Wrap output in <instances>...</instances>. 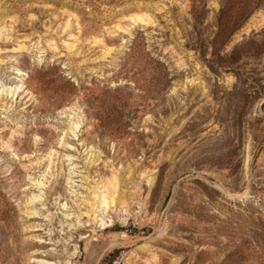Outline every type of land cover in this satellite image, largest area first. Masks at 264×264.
Masks as SVG:
<instances>
[{"label":"rangeland","instance_id":"obj_1","mask_svg":"<svg viewBox=\"0 0 264 264\" xmlns=\"http://www.w3.org/2000/svg\"><path fill=\"white\" fill-rule=\"evenodd\" d=\"M120 253L264 264V0H0V264Z\"/></svg>","mask_w":264,"mask_h":264},{"label":"bare ground","instance_id":"obj_2","mask_svg":"<svg viewBox=\"0 0 264 264\" xmlns=\"http://www.w3.org/2000/svg\"><path fill=\"white\" fill-rule=\"evenodd\" d=\"M20 72H16V74L18 75ZM21 75V74H19ZM18 89V86L16 87H11L8 90V93H11V91H16ZM79 124L78 123H71L70 127H69V131L74 134L75 131L78 129ZM62 145H66L65 141L62 140ZM114 180V179H112ZM115 182V181H114ZM35 184L37 186H43L42 182H35ZM108 185H110L111 187H114L116 185V183L113 182H108ZM104 187V186H103ZM103 187H97L95 190V193L93 195V202L91 204H89V208L90 210H88V212H90L91 214L86 213L87 216V222H90L91 224H93L96 228L100 229V230H104L107 226H106V222L104 221L105 219V215L102 213V211L100 210L99 207L104 208V210H107L109 205H113V203L115 202L114 196H109L106 190H102ZM38 197H34L33 199H36ZM125 201L121 200L119 202V205L124 206L125 205ZM87 212V211H86ZM80 221H78L79 223ZM92 225V226H93ZM116 235V234H115ZM119 238L125 239L126 235L121 233L118 235ZM110 241V240H109ZM122 241V240H121ZM126 243L127 241L124 240ZM123 241V243H125ZM122 243V244H123ZM112 245V243H111ZM118 245V244H115ZM125 256V255H124ZM100 257V256H99ZM99 259V258H98ZM127 259V258H126ZM38 264H51L47 261L44 260H37Z\"/></svg>","mask_w":264,"mask_h":264},{"label":"trees","instance_id":"obj_3","mask_svg":"<svg viewBox=\"0 0 264 264\" xmlns=\"http://www.w3.org/2000/svg\"><path fill=\"white\" fill-rule=\"evenodd\" d=\"M252 3L253 2H249L247 5H245L239 9V11L241 10V12L238 15L237 21H235V20L232 21L231 18L224 19L223 18V13H224L223 9H219L218 13H219V17H220L219 18L220 22L218 23V27H217L218 31L215 35V39H214V41L211 42L212 46L216 45L218 43V40H220L222 38H223V43L226 42V39L232 34L234 29L236 27H238V25L247 17L250 10H252V7L250 5ZM257 4L258 3H254V6H257ZM198 48L200 49V52L202 53L205 49V46L203 44H199ZM218 59H221V57H219ZM212 62H214L216 65H220L219 63H216L214 60H212Z\"/></svg>","mask_w":264,"mask_h":264},{"label":"built area","instance_id":"obj_4","mask_svg":"<svg viewBox=\"0 0 264 264\" xmlns=\"http://www.w3.org/2000/svg\"><path fill=\"white\" fill-rule=\"evenodd\" d=\"M110 264H134V263H129L126 257L122 253H120L111 260Z\"/></svg>","mask_w":264,"mask_h":264}]
</instances>
